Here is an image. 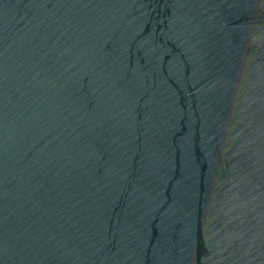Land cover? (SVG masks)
<instances>
[{"label": "water", "instance_id": "1", "mask_svg": "<svg viewBox=\"0 0 264 264\" xmlns=\"http://www.w3.org/2000/svg\"><path fill=\"white\" fill-rule=\"evenodd\" d=\"M0 264H264V0H0Z\"/></svg>", "mask_w": 264, "mask_h": 264}]
</instances>
